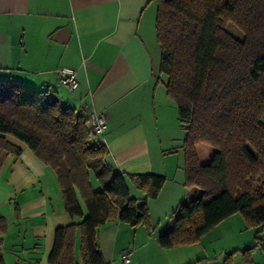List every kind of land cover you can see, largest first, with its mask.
Segmentation results:
<instances>
[{
    "label": "trees",
    "instance_id": "1",
    "mask_svg": "<svg viewBox=\"0 0 264 264\" xmlns=\"http://www.w3.org/2000/svg\"><path fill=\"white\" fill-rule=\"evenodd\" d=\"M155 1L159 73L185 130L186 187L171 228L158 242L193 244L235 213L248 227L264 225V0ZM228 23L242 39L227 30ZM88 120L50 101L44 90L0 79V149L20 151L7 136L25 143L55 170L65 210L82 217L55 229L48 264H108L99 248L100 227L114 219L148 227V200L157 197L165 180L115 171L107 147L92 141ZM199 143L213 148L207 163L199 161ZM127 178L143 193L141 201L131 197ZM6 230L0 215V245ZM76 234L81 263L74 253ZM255 248L264 251L258 234L245 249V264H254Z\"/></svg>",
    "mask_w": 264,
    "mask_h": 264
},
{
    "label": "crops",
    "instance_id": "2",
    "mask_svg": "<svg viewBox=\"0 0 264 264\" xmlns=\"http://www.w3.org/2000/svg\"><path fill=\"white\" fill-rule=\"evenodd\" d=\"M156 6L155 0H0V79L44 90L50 101L76 109L85 119L103 113L107 127L94 141L107 147L115 171L164 177L157 197L148 200V227L125 226L118 219L100 227L106 263L123 264L120 256L131 250L128 264H210L207 255L194 257L187 248L192 244L162 247L158 242L159 234L171 228L186 187L185 130L167 95L166 77L159 73ZM62 66L75 69L73 89L59 79ZM7 138L20 151L0 149L4 264H48L55 229L82 217L65 210L55 170L25 143ZM196 149L200 162L203 156L207 163L213 148L199 143ZM126 181L131 197L141 201L143 193ZM243 223L235 213L213 229ZM79 247L76 234L74 253L81 263Z\"/></svg>",
    "mask_w": 264,
    "mask_h": 264
},
{
    "label": "rangeland",
    "instance_id": "3",
    "mask_svg": "<svg viewBox=\"0 0 264 264\" xmlns=\"http://www.w3.org/2000/svg\"><path fill=\"white\" fill-rule=\"evenodd\" d=\"M226 28L233 35L242 39V32L232 23H228ZM95 140L99 141V138L97 137ZM92 141H94V139ZM204 158L205 157L201 156L202 163L205 161ZM92 184L94 189H99V184L95 179L92 180ZM174 217L175 216L172 217V221ZM163 219L166 221L170 219V217L168 215ZM123 224L127 226L126 223ZM256 234L264 239V225L253 228L248 227L244 222L243 224H234L231 227H219L211 229L201 237L199 241L194 242L190 245L191 247L187 248H190L195 258L200 257L204 259L207 255L211 261L210 264H245L243 257L245 249L253 245ZM250 254L254 262L258 263L264 260V251L260 248H255L253 251L251 250ZM205 260L207 262V259Z\"/></svg>",
    "mask_w": 264,
    "mask_h": 264
},
{
    "label": "built area",
    "instance_id": "4",
    "mask_svg": "<svg viewBox=\"0 0 264 264\" xmlns=\"http://www.w3.org/2000/svg\"><path fill=\"white\" fill-rule=\"evenodd\" d=\"M59 79L61 83L68 89H73L76 84V72L73 67L62 66L57 69ZM88 124L91 131V136L96 137L103 134L107 127L106 117L103 113L94 112L90 115ZM120 262L123 264H128L132 260V251H126L119 258Z\"/></svg>",
    "mask_w": 264,
    "mask_h": 264
}]
</instances>
